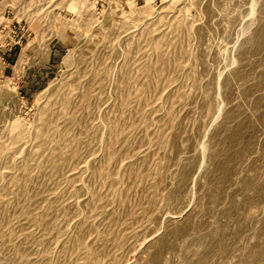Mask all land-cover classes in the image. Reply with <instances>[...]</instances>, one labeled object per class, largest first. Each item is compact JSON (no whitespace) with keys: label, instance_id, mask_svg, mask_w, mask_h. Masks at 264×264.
<instances>
[{"label":"rangeland","instance_id":"374dc122","mask_svg":"<svg viewBox=\"0 0 264 264\" xmlns=\"http://www.w3.org/2000/svg\"><path fill=\"white\" fill-rule=\"evenodd\" d=\"M0 264H264V0H0Z\"/></svg>","mask_w":264,"mask_h":264}]
</instances>
